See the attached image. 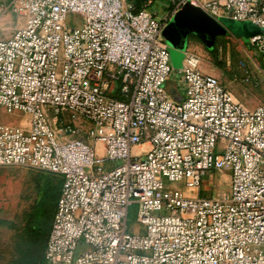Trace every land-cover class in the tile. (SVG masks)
Here are the masks:
<instances>
[{"label":"built area","instance_id":"built-area-1","mask_svg":"<svg viewBox=\"0 0 264 264\" xmlns=\"http://www.w3.org/2000/svg\"><path fill=\"white\" fill-rule=\"evenodd\" d=\"M170 1L162 21L127 0H10L25 25L0 40V167L63 181L47 264H264V104L238 102L194 53L175 70L162 36L188 2L264 28V0ZM247 42L264 63V33ZM215 172L229 191L203 197ZM134 204L144 232L128 228Z\"/></svg>","mask_w":264,"mask_h":264},{"label":"rangeland","instance_id":"rangeland-1","mask_svg":"<svg viewBox=\"0 0 264 264\" xmlns=\"http://www.w3.org/2000/svg\"><path fill=\"white\" fill-rule=\"evenodd\" d=\"M135 2V0H127ZM10 0H0V40H6L25 25V18L9 9ZM171 1L145 0L142 9L149 8L157 13L159 20H165ZM141 9V10H142ZM223 18L218 19L219 22ZM229 19V18H228ZM80 16L70 15L67 24L74 27ZM245 22V21H241ZM168 23V22H167ZM165 39V38H164ZM200 57L204 72L216 76L234 98L249 109L264 104V63L256 51L247 44V39L228 34L218 38L213 49H207L196 37L191 36L187 49ZM214 50L213 52H209ZM171 51V50H170ZM180 58L181 56H176ZM185 54H183V61ZM183 61L177 66L179 70ZM177 85L178 92L185 97L184 87L175 75L170 82ZM29 118L25 115L2 113L4 124H26ZM119 165L121 162H116ZM174 188L184 187L183 183H169ZM61 187L58 175L22 167H0V264H21L34 248L36 230L44 225L38 233L39 242H45L53 220V208L42 210V199L47 197L48 206H55ZM229 191V175L226 172H215L206 177L203 183V197L219 196ZM139 205L129 208L128 228L133 232H144L138 222Z\"/></svg>","mask_w":264,"mask_h":264},{"label":"water","instance_id":"water-1","mask_svg":"<svg viewBox=\"0 0 264 264\" xmlns=\"http://www.w3.org/2000/svg\"><path fill=\"white\" fill-rule=\"evenodd\" d=\"M249 40L251 37L263 34L264 28L258 27L251 22H241L223 18L221 22L211 17L200 7L188 2L166 24L162 36L168 46L172 65H181L183 54L186 53L189 38L197 37L207 49H213L217 39L228 34ZM181 56L180 58L175 57Z\"/></svg>","mask_w":264,"mask_h":264},{"label":"trees","instance_id":"trees-1","mask_svg":"<svg viewBox=\"0 0 264 264\" xmlns=\"http://www.w3.org/2000/svg\"><path fill=\"white\" fill-rule=\"evenodd\" d=\"M135 2H131L134 7H135V12H139L141 11V7L143 6L145 0H135ZM164 1H169V0H164ZM143 10V9H142ZM195 37V36H193ZM197 38V37H196ZM214 50H211L209 52H213ZM60 177V176H59ZM61 178V177H60ZM62 179H61V187H62ZM61 187H60V192H61ZM60 192H59V195L57 197V199H55L56 203H55V206H48L50 203H48V199L46 196L43 197L42 199V205H41V208L42 210H44L45 208L47 209V211H50L52 208H53V211H54V215H55V212H56V209H57V204H58V199H59V196H60ZM48 204V205H47ZM54 215H53V219H54ZM53 222V220H52ZM52 222H51V225L49 227V231H48V234H47V237H46V241L44 242H39V236H38V233H42L43 230H44V225H40L37 230H36V236L34 238V248H32V250L30 251L29 255L24 257L23 261L21 262V264H47V261L45 259V251H46V246H47V241H48V237H49V233H50V230H51V226H52Z\"/></svg>","mask_w":264,"mask_h":264},{"label":"crops","instance_id":"crops-1","mask_svg":"<svg viewBox=\"0 0 264 264\" xmlns=\"http://www.w3.org/2000/svg\"><path fill=\"white\" fill-rule=\"evenodd\" d=\"M220 38V37H219ZM238 38H240V39H244V38H242V37H238ZM218 40V39H217ZM248 41V40H247ZM247 44H248V42H247ZM186 52H189L188 50H186ZM257 54V53H256ZM260 58V57H259ZM176 70V69H175ZM170 82L171 81H169L168 82V85H167V88H168V91L172 94V96L173 97H175L176 99H179V98H181V96H180V94H179V92H178V89H177V85L176 86H174V87H172L171 85H170Z\"/></svg>","mask_w":264,"mask_h":264}]
</instances>
